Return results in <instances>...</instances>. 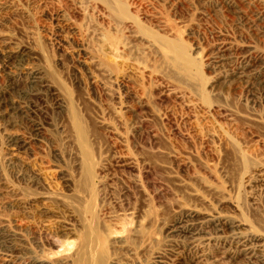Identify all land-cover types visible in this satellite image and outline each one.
Masks as SVG:
<instances>
[{"label": "rangeland", "instance_id": "374dc122", "mask_svg": "<svg viewBox=\"0 0 264 264\" xmlns=\"http://www.w3.org/2000/svg\"><path fill=\"white\" fill-rule=\"evenodd\" d=\"M91 257L264 264V0H0V264Z\"/></svg>", "mask_w": 264, "mask_h": 264}, {"label": "bare ground", "instance_id": "6f19581e", "mask_svg": "<svg viewBox=\"0 0 264 264\" xmlns=\"http://www.w3.org/2000/svg\"><path fill=\"white\" fill-rule=\"evenodd\" d=\"M98 235H99V237H98ZM98 235L97 234H95V236H92V235H89V234L86 235L85 240L82 243H80L78 245V247H77V249H78L79 252H82L83 250L85 252V253L83 252V254H80V256L81 255L83 256V255L87 254L88 252H92L95 255L94 252L96 251L97 247L99 248L100 245L102 244L101 241H100V237L101 236H100V234H98ZM94 245L97 246L96 249H95ZM60 246L57 245V247H60ZM91 250H93L94 252L91 251ZM92 253H89V254L91 255ZM91 259L94 260L93 261L94 262L93 264H95V257L94 258L91 257ZM40 264H42V263H40Z\"/></svg>", "mask_w": 264, "mask_h": 264}]
</instances>
